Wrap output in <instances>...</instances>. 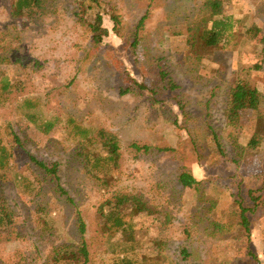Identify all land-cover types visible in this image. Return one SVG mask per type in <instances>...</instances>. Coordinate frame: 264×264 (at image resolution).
Instances as JSON below:
<instances>
[{"label":"rangeland","instance_id":"obj_1","mask_svg":"<svg viewBox=\"0 0 264 264\" xmlns=\"http://www.w3.org/2000/svg\"><path fill=\"white\" fill-rule=\"evenodd\" d=\"M202 1L105 0L108 35L94 44L75 16V0H43L40 9L19 14L12 11L15 0H0V264H45L54 249L81 237L88 264H113L126 241L120 229L111 238L104 230L110 209L104 202L118 193L137 195L151 208L130 218L133 202L121 209L141 264L157 250L164 264H264V203L257 200L248 213V240L235 226L223 235L213 227L231 222L235 197L245 204L247 189L264 183V127L255 121L264 117V0H222V14L236 21L240 36L196 67L183 57L182 31ZM106 3L120 18L118 34ZM89 13L84 19L92 22ZM253 24L256 37H242ZM156 63L177 86L155 100L149 89L162 84L154 78ZM234 75L262 95L260 110L244 114L239 127L224 116ZM2 81L16 84L2 90ZM45 121L52 123L48 130ZM74 124L89 135L103 128L119 139L120 156L106 175L81 163L76 145L84 138ZM32 158L55 165V173ZM182 171L198 183L182 187ZM247 245L254 260L241 254Z\"/></svg>","mask_w":264,"mask_h":264},{"label":"trees","instance_id":"obj_2","mask_svg":"<svg viewBox=\"0 0 264 264\" xmlns=\"http://www.w3.org/2000/svg\"><path fill=\"white\" fill-rule=\"evenodd\" d=\"M105 0H75L78 5L79 11L75 13L77 19H79L87 28V31L91 34V40L94 44L100 43L104 37L108 35V29L104 26L103 14L105 13L104 8L101 4ZM43 0H15V9L13 13L19 14L24 8H41ZM107 4V3H106ZM106 12L108 13L109 19L112 22V30L119 33L120 30V18L115 12V9L110 4ZM92 15V22H87L84 19V15ZM146 14L143 15L137 22V26L142 25ZM197 18L191 19L186 22L185 28L182 33L185 36V46L182 51L184 59L192 62L194 66H199L204 63V58H210V54L217 50H224L227 46L233 42L235 44L236 36L239 37L236 28V21L229 15L222 14V0H203L200 7L197 9ZM259 27L256 25H251L243 33L242 37L252 40L259 33ZM137 38L136 34L133 37L132 46L136 44ZM261 43L264 44V37H261ZM208 56V57H207ZM201 66V65H200ZM156 68V69H155ZM154 78L157 81H161L162 84L154 85L149 89L151 93V98L155 99L159 94L165 92V90H171L177 85L175 82L169 78L170 72L167 71L166 67L162 64H157L153 68ZM134 81V80H133ZM132 81V82H133ZM16 83H8L7 81L1 82L2 90L8 89L10 86H15ZM18 84V83H17ZM136 84L137 88H143L142 83L133 82ZM17 90H22V86L17 85ZM128 85L126 88L121 89V93L128 92L130 89ZM31 103L26 101V106H30ZM262 106V95L258 90L251 85L249 82L243 79L239 75H234L231 80V85L228 91L227 105L224 110V116L227 123L233 127H239L241 124V118L244 114L257 113ZM28 117L32 118L33 114H27ZM33 119V118H32ZM72 122V119H68ZM256 125L264 127V117H255ZM178 117H174L173 124L176 127H180ZM42 126L43 130H48L52 123L50 121H45ZM74 127L77 129V133L84 138L83 141H78L76 145V154L80 159L81 163L85 167L95 171L96 173L101 172L106 175L112 166H114L120 156V144L117 136L107 131L103 128L98 129L92 136L89 135L87 129L78 128L75 124ZM259 134L255 133L250 138L248 145L255 147L257 145ZM213 139L217 142V137L213 133ZM217 145L219 143L217 142ZM131 146L136 150L142 148L144 151L148 150L147 145L139 147L135 143H131ZM90 147L97 149V154H93L90 151ZM221 148V147H220ZM170 150V149H169ZM173 150V149H171ZM34 162L45 172L55 173V165L48 167L42 161H37L32 158ZM178 181L182 187L192 188L195 186L199 180H197L191 173L187 171H182L178 176ZM247 194L244 196L245 204H243L242 198L235 197V203L237 204L236 209H234L233 218L228 224L225 221L214 223L213 227L218 228L219 234L223 235L226 226H235L237 229L238 237H245L248 240L249 234V217L248 213L254 211L257 200L264 203V183L260 187L248 188ZM257 194V195H254ZM133 202L132 207L128 213V218L131 216L139 215L142 212L150 213L151 208L144 203L137 195H132L129 193H118L113 195L111 198L106 199L104 204H108L110 209L106 213L104 221V230L107 232L108 237H112L117 230H121L125 239V244L119 248V252L122 254L117 261H113V264H141L136 260V255L134 253L135 247L131 243L133 240L132 234V223L126 221V215L121 211L123 206L127 202ZM3 217L0 216V225H3ZM215 228V227H214ZM129 229L128 231H126ZM0 238L3 237L1 235ZM239 238V240H240ZM128 241V242H127ZM248 242V241H247ZM249 243V242H248ZM185 256H189L188 250H182ZM243 254L244 258L247 260H254L255 254L251 250L250 246H246V253ZM162 252L157 250V253L148 257V262L145 264H164L165 261ZM143 261V260H142ZM251 262V261H250ZM45 264H88V251L85 240L83 237L79 239L76 244L63 245L59 248L54 249L46 258ZM232 264H234L232 262Z\"/></svg>","mask_w":264,"mask_h":264}]
</instances>
